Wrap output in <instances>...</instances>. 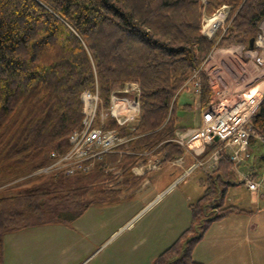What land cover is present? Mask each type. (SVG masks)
Here are the masks:
<instances>
[{
	"label": "trees",
	"instance_id": "1",
	"mask_svg": "<svg viewBox=\"0 0 264 264\" xmlns=\"http://www.w3.org/2000/svg\"><path fill=\"white\" fill-rule=\"evenodd\" d=\"M222 6L230 8L224 29L207 38L203 19ZM263 19L264 0H0V264L4 235L68 224L90 205L116 199L98 169L4 187L49 164L52 151L68 150L69 135L81 126L83 91L97 86L107 104L112 91L138 85L137 124L118 126L108 118L103 126L127 138L103 161L120 168V188L136 185L144 177H132L130 170L145 159L143 152L164 153L163 164L182 153L170 140L188 127L179 124L178 110L194 108L180 107L179 98L192 88L193 74L195 103L206 107L212 88L205 59L216 48H247ZM250 125L264 136V96ZM230 164L225 157L207 173L202 195L189 205V225L151 264H201L192 252L209 227L248 213L226 202L227 187L236 184Z\"/></svg>",
	"mask_w": 264,
	"mask_h": 264
},
{
	"label": "rangeland",
	"instance_id": "2",
	"mask_svg": "<svg viewBox=\"0 0 264 264\" xmlns=\"http://www.w3.org/2000/svg\"><path fill=\"white\" fill-rule=\"evenodd\" d=\"M229 9L227 6L220 7L209 17L216 16L208 20L206 28L215 19H219L218 24L221 25ZM261 26L260 22L258 32ZM248 51L243 45H230L210 52L203 63V70L212 88L210 99L215 97L214 91H218L221 97L229 92L232 95L229 99H236L240 92L235 93V90L238 87L242 89L245 84L243 78L237 76L239 73L242 77L260 76L262 70L254 66ZM191 90L189 86L188 90L181 92L179 106L189 103L194 109L178 110L179 124L188 127L198 124L200 112L204 108L198 102L195 103L196 96ZM102 102L104 103L103 100ZM138 114L129 123L130 128L137 124ZM117 151L118 148L112 153ZM250 152V158L242 161L238 167L241 177L237 180L238 183L229 185L226 191L227 204L235 205L248 213L232 214L212 225L197 248L198 258L206 261V264H216L212 260L217 262L220 257L225 262L222 264H264V144L252 143ZM142 155L145 159L130 171L132 177H145L136 185L121 186L126 190L115 201L92 204L68 224L37 225L4 235L1 240V264H147L148 257L144 259L138 255L147 244L145 238L155 232H164L169 235L163 241L164 246L170 245L177 238L189 225V205L202 195L209 169L198 168L178 182L183 169L192 161L190 156L184 157L187 160H184L182 166H176L172 160L161 163L164 153L155 150L143 152ZM41 168L43 167L29 174L32 177L15 179L4 187L39 185L47 176L54 179L57 176L73 178L72 175L58 172L37 173ZM96 169L108 186L119 187L117 181L121 182L122 173L117 164L102 161L94 165L90 172ZM116 172L118 174L114 175ZM250 172H254L252 181L259 183L256 191H249L240 183Z\"/></svg>",
	"mask_w": 264,
	"mask_h": 264
},
{
	"label": "built area",
	"instance_id": "3",
	"mask_svg": "<svg viewBox=\"0 0 264 264\" xmlns=\"http://www.w3.org/2000/svg\"><path fill=\"white\" fill-rule=\"evenodd\" d=\"M203 21L206 24L207 17ZM223 23L215 25L212 31L205 29L203 24L202 34L211 38L215 28L224 29ZM261 23L263 26L254 39V48L248 53L254 66L264 71V19ZM192 78V89L198 95L196 73ZM247 91L249 90L241 92L236 99L221 97L218 91H214L215 97L209 99L208 105L200 112L198 125L174 132L170 141L181 147L182 153L172 160L173 164L182 166L187 155L192 159L186 169H183L178 182L198 168H207L211 173L217 168L219 160L227 157L234 177L231 181L238 183L237 180L241 178L238 167L242 161L250 158V145L254 142L264 144V136L253 130L250 125V120L263 99L264 90H256L254 94L246 97ZM138 96L139 87L135 83H126L112 91L107 104L102 102L97 86L94 91H83L80 95L83 115L81 126L69 135L68 150L64 153L52 151L51 162L37 173L59 172L73 175L90 172L107 154L127 141V138L120 137L115 129H105L103 126L110 118L118 126L129 127V123L139 113ZM197 107L199 108L198 104ZM152 168H155V165H152ZM253 174L254 172H250L240 182L249 191H256L259 187V183L252 181Z\"/></svg>",
	"mask_w": 264,
	"mask_h": 264
},
{
	"label": "crops",
	"instance_id": "4",
	"mask_svg": "<svg viewBox=\"0 0 264 264\" xmlns=\"http://www.w3.org/2000/svg\"><path fill=\"white\" fill-rule=\"evenodd\" d=\"M212 65V64H211ZM210 66V65H209ZM208 73V72H207ZM261 74H260V76L258 77V78H256V77H253V76H251V77H247V75H245V76H243L242 77V74L241 73H239V74H237V76H239L241 79L243 78V82L245 83V84H243V88L241 89L240 87H238L236 90H235V93H241V92H243V91H246V90H249V91H247L248 93L251 91V90H255V92H256V90H264V72L263 71H261L260 72ZM258 79H260L259 81H258V83H256V81L258 80ZM251 80H254L253 82H250ZM246 83H248V85H246ZM237 91H239V92H237ZM246 92V95L248 94ZM231 93H234V92H231ZM239 93V94H240ZM225 96H228V98L229 97H231L232 95L230 94L229 95V92H228V95H225ZM186 157V156H185ZM184 160L186 161L187 159H185L184 158ZM145 177V176H144ZM117 182H119V181H117ZM145 182H146V179L142 182L143 184H145ZM108 186V185H107ZM113 185H109L108 187H106L107 189H109V190H112L113 192H111V194L113 195V196H120V194H121V192L122 191H124V190H126L125 188H120V186L119 187H112ZM114 186H116V185H114ZM96 204H98V203H96ZM189 221H190V219H189ZM215 223H213L212 225H214ZM212 225L209 227V229L210 228H212ZM167 226H170V225H167ZM175 227H177L176 225H175ZM186 228V227H185ZM184 228V229H185ZM208 229V230H209ZM208 230L205 232V234H204V236H203V238H202V240L204 239V237H205V235H206V233L208 232ZM153 234H156V232L155 233H153ZM152 234V235H153ZM149 235V236H147V238H145L146 240H147V244H146V246H145V248L143 249V251H141L138 255H139V257H142V258H144V259H146L147 257H148V263L147 264H151L152 263V261H153V259L162 251V250H164L169 244H167V245H165L164 246V244H163V241L165 240V237L166 236H169L168 234H164V232L162 233V232H158L156 235ZM177 235V233H175L174 234V236H176ZM168 239V238H167ZM202 240L194 247V250H193V252H192V258L195 260V261H197V262H199V263H201V264H206V261H204V260H202V259H200V258H198V256H197V254H198V250H197V248H198V246L200 245V243L202 242ZM211 246H213V245H211ZM217 249H219L220 250V248H217ZM216 249H214V251H215ZM219 254V253H218ZM234 258V257H233ZM226 261H228V260H226ZM135 263H136V260H135ZM212 263H216V264H222V263H225V262H222V260H221V257H220V259H218V261L217 262H214L213 260H212ZM130 264H132V263H130Z\"/></svg>",
	"mask_w": 264,
	"mask_h": 264
},
{
	"label": "bare ground",
	"instance_id": "5",
	"mask_svg": "<svg viewBox=\"0 0 264 264\" xmlns=\"http://www.w3.org/2000/svg\"><path fill=\"white\" fill-rule=\"evenodd\" d=\"M218 23H219V19H215V20H213L212 23L208 26V29H209L210 31H212L213 28L215 27V25H217ZM254 93H255V90L253 89V90H251V91L246 95V97L249 96V95H252V94H254ZM58 173H59V172H58Z\"/></svg>",
	"mask_w": 264,
	"mask_h": 264
},
{
	"label": "water",
	"instance_id": "6",
	"mask_svg": "<svg viewBox=\"0 0 264 264\" xmlns=\"http://www.w3.org/2000/svg\"><path fill=\"white\" fill-rule=\"evenodd\" d=\"M253 48H254V38H251V39L249 40V43H248V47H247V49L251 51V50H253ZM214 139L217 140L216 137H215Z\"/></svg>",
	"mask_w": 264,
	"mask_h": 264
}]
</instances>
